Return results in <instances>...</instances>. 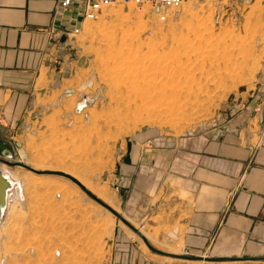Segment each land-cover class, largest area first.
Segmentation results:
<instances>
[{
	"label": "rangeland",
	"instance_id": "obj_1",
	"mask_svg": "<svg viewBox=\"0 0 264 264\" xmlns=\"http://www.w3.org/2000/svg\"><path fill=\"white\" fill-rule=\"evenodd\" d=\"M69 43L79 63L72 75L53 87L43 70L42 94L1 120L12 163L78 176L154 249L177 255L166 261L183 263L179 247L159 242L115 205L118 167L132 147L166 153L186 141L185 150L190 136L216 135L240 108L264 99V0L223 9L188 2L167 23L133 7L109 8ZM2 167L21 188L14 186L10 200L8 192L0 216V264H111L119 231L158 255L69 179L0 162L2 175Z\"/></svg>",
	"mask_w": 264,
	"mask_h": 264
},
{
	"label": "crops",
	"instance_id": "obj_2",
	"mask_svg": "<svg viewBox=\"0 0 264 264\" xmlns=\"http://www.w3.org/2000/svg\"><path fill=\"white\" fill-rule=\"evenodd\" d=\"M60 1L0 0V123L42 94L37 84L43 70L54 87L79 65L70 59L73 47L64 35L77 25L76 12H63ZM258 99L216 135L190 136L185 150L186 141H180L166 153L132 147L118 167L114 201L124 216L159 242L179 247L182 256L203 260L166 261L171 259L145 251L119 231L111 264L264 261V99Z\"/></svg>",
	"mask_w": 264,
	"mask_h": 264
},
{
	"label": "built area",
	"instance_id": "obj_3",
	"mask_svg": "<svg viewBox=\"0 0 264 264\" xmlns=\"http://www.w3.org/2000/svg\"><path fill=\"white\" fill-rule=\"evenodd\" d=\"M199 0H61L59 9L63 12H68L75 9L77 25L72 31L64 33L67 40L75 38L81 33L82 24L85 22L96 21L101 17L106 9L123 7H133L137 11L144 13L147 17L156 19L160 23L169 22L172 17V12L182 7L185 3ZM223 9L232 4L236 0H202ZM9 191L8 200L14 195ZM17 191V189H16ZM20 199L23 196L20 195ZM23 200V199H21ZM1 264H6L4 259H1Z\"/></svg>",
	"mask_w": 264,
	"mask_h": 264
},
{
	"label": "water",
	"instance_id": "obj_4",
	"mask_svg": "<svg viewBox=\"0 0 264 264\" xmlns=\"http://www.w3.org/2000/svg\"><path fill=\"white\" fill-rule=\"evenodd\" d=\"M14 157H15V153H14V149H13L12 145L7 143V142H5L2 139V136H1V133H0V162L6 164L8 166L17 165V166H20V167H22L24 169H27V170H29V171H31L33 173L39 174V175H55V176H60V177L69 179L74 184L79 186L91 199H93L95 202H97L103 208L108 210L118 220H120L122 223H124L126 226H128L130 229H132L137 235H139L141 237V239L143 240V242L145 243V245L147 246V248L150 249L152 252H154V253H156L158 255H163V256H171V257L172 256H176V255H170L168 253H164V252H161V251H157L156 249H154V247H152V245L149 243L147 238L140 231H138L135 228H133L126 220H124V218H122V216H120L117 212H115L112 208H110L104 202L99 200L95 195H93L90 191H88L80 182H78L76 179H74L70 175H68L66 173H62V172H51V171L39 172V171H36V170L28 167L24 163H21V162L12 163V160H14ZM4 185H5L4 181L2 180V178L0 176V206L4 202V199H3V193H4V188H5ZM179 257H181L183 259H186V260H191V261H202L203 260V258H201V257H191V256H179ZM262 260H264V258H262Z\"/></svg>",
	"mask_w": 264,
	"mask_h": 264
},
{
	"label": "bare ground",
	"instance_id": "obj_5",
	"mask_svg": "<svg viewBox=\"0 0 264 264\" xmlns=\"http://www.w3.org/2000/svg\"><path fill=\"white\" fill-rule=\"evenodd\" d=\"M161 98V97H160ZM170 98V97H169ZM147 100V99H146ZM157 103V102H156ZM154 104V103H153ZM168 112V111H167ZM2 172H3V175L1 174V172H0V176H1V178H2V180L4 181V186H5V188H4V193H3V199H4V202H3V204L0 206V216H3V214L5 213V210H6V206H7V195H8V192L12 189V187H14V186H16L18 189H20L21 188V184H20V181H19V179L17 178L18 176H16L14 173H12V172H9L8 171V169L7 168H3L2 167ZM5 173V174H4ZM8 173H10V174H8ZM66 174H68V175H70L71 177H73L74 179H76L78 182H80L88 191H91V193L94 195L95 194V196L99 199V200H101L102 202H104V203H107L108 204V206L110 205L111 206V199H109V198H107L108 196H105V194H101V192H99L101 195H96V192H94V190H93V188L91 187V186H89V187H91L92 188V190L89 188V187H87L88 186V184H84V182L85 181H83V180H81V178H79L78 176H76V175H73L72 173H66ZM11 176V177H10ZM21 178V177H20ZM96 191V190H95ZM104 191V190H103ZM98 193V194H99ZM145 244V243H144ZM146 246V245H145ZM147 247V246H146Z\"/></svg>",
	"mask_w": 264,
	"mask_h": 264
}]
</instances>
